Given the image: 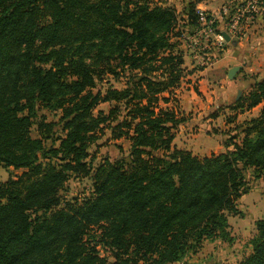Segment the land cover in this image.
Wrapping results in <instances>:
<instances>
[{"label":"trees","instance_id":"16d2710c","mask_svg":"<svg viewBox=\"0 0 264 264\" xmlns=\"http://www.w3.org/2000/svg\"><path fill=\"white\" fill-rule=\"evenodd\" d=\"M200 1L184 17L169 0H0V169L23 170L0 184V264H177L231 240L244 170L264 178V77L234 106L262 107L240 143L202 158L175 146L195 73L180 23L194 31ZM104 137L128 154L95 165ZM71 177L91 193L64 200ZM256 226L238 264H264Z\"/></svg>","mask_w":264,"mask_h":264},{"label":"rangeland","instance_id":"374dc122","mask_svg":"<svg viewBox=\"0 0 264 264\" xmlns=\"http://www.w3.org/2000/svg\"><path fill=\"white\" fill-rule=\"evenodd\" d=\"M188 2L192 0H169V4L184 17ZM180 25L181 29L185 30L182 48L184 46L187 48L188 38L193 31L185 29L182 23ZM189 54L191 55L190 50ZM189 62L187 69L195 70V74L185 78L177 93L187 120L177 131L175 146L178 149L190 150L201 158L225 153L228 151L227 145L242 141L246 123L260 115L261 106L251 111L242 108L234 109V106L239 102L237 97L240 90H242V98L250 91V86L256 80L264 77V67H261L258 73H249L245 76H240L238 72L235 78L230 80L226 74L217 75L213 67L202 68L194 59L191 64ZM202 72L205 75H201ZM237 77L240 78L237 83L240 87L233 90L231 98L222 95L221 87L224 84L222 81L226 82L227 79L234 81ZM112 83L118 88L123 86L115 81ZM226 84L230 83L226 82ZM214 90L216 93L212 94ZM100 109L108 111L109 105H101ZM47 117L48 121L58 122L59 120V116L55 113H47ZM60 128L56 127L57 133L61 132ZM36 131L37 127H34L33 137L38 136ZM119 145L123 146V153L118 148ZM90 152L95 165L105 158L114 161L128 154L129 143L125 140L109 143L104 137L98 141L97 145L91 147ZM22 173L23 170L3 167L0 169V184L11 178H17ZM244 176L247 194L238 201L239 214L229 217L231 240L205 241L198 253L188 255L177 264H238L252 253L253 241L258 235L256 224L264 219V178L254 168L245 169ZM92 187L91 177H71L61 190L60 196L69 201L82 199L91 193ZM109 260L113 261L112 258Z\"/></svg>","mask_w":264,"mask_h":264},{"label":"built area","instance_id":"2783aa9c","mask_svg":"<svg viewBox=\"0 0 264 264\" xmlns=\"http://www.w3.org/2000/svg\"><path fill=\"white\" fill-rule=\"evenodd\" d=\"M263 9L264 0H224L215 13L197 9V26L188 38L191 57L202 68L213 67L226 42L223 33L236 40L246 37Z\"/></svg>","mask_w":264,"mask_h":264},{"label":"crops","instance_id":"0c3cea01","mask_svg":"<svg viewBox=\"0 0 264 264\" xmlns=\"http://www.w3.org/2000/svg\"><path fill=\"white\" fill-rule=\"evenodd\" d=\"M223 2L224 0H201L197 4V9L201 8L208 11V13H215ZM189 3L190 2H188V4ZM232 41H236L237 43L234 44L233 42L226 41L222 44L223 51L220 54L215 52L218 48H214V53L218 54V58L213 66V71H215L217 75H228L232 67L242 66V69L239 71L240 76H245L249 73H258L260 68L264 67V9L249 34L240 40L232 38ZM183 48L185 51V66L188 67V62L190 61L189 63L191 64L193 58L189 54L188 48H186V46ZM194 74L195 73L189 76H193ZM201 75L205 74L202 72ZM262 78L263 77L259 78V80ZM239 79V77L234 81L227 79L226 82L230 84H226L225 81H222L224 83L221 87V90H223L222 95H227L231 98L233 90L240 87L238 86L239 84H237ZM211 93L215 94L216 91L214 90Z\"/></svg>","mask_w":264,"mask_h":264},{"label":"water","instance_id":"95a60500","mask_svg":"<svg viewBox=\"0 0 264 264\" xmlns=\"http://www.w3.org/2000/svg\"><path fill=\"white\" fill-rule=\"evenodd\" d=\"M223 36L225 38L226 41L228 42H233L234 44H236V41H232V38L227 34V33H223ZM242 69V66H235L232 67L229 72H228V78L230 80H233L236 76V74ZM242 96V90L239 91L238 93V97H237V101H239L241 99Z\"/></svg>","mask_w":264,"mask_h":264}]
</instances>
